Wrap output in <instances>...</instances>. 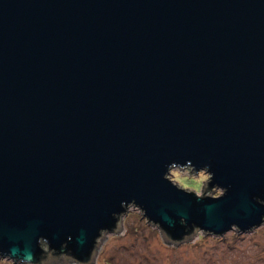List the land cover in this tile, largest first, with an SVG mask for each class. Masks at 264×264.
I'll list each match as a JSON object with an SVG mask.
<instances>
[{"label":"water","instance_id":"obj_1","mask_svg":"<svg viewBox=\"0 0 264 264\" xmlns=\"http://www.w3.org/2000/svg\"><path fill=\"white\" fill-rule=\"evenodd\" d=\"M130 205L178 243L264 222V0H0V257L92 264Z\"/></svg>","mask_w":264,"mask_h":264},{"label":"rangeland","instance_id":"obj_2","mask_svg":"<svg viewBox=\"0 0 264 264\" xmlns=\"http://www.w3.org/2000/svg\"><path fill=\"white\" fill-rule=\"evenodd\" d=\"M178 168L182 176L196 179L203 171ZM221 192L216 186L207 191L211 195ZM0 264L23 263L0 257ZM49 264L80 263L58 256ZM92 264H264V222L243 232L233 226L223 235L200 229L178 243L166 240L160 229L146 220L139 207L130 205L121 215L118 230L103 232L99 238Z\"/></svg>","mask_w":264,"mask_h":264},{"label":"clouds","instance_id":"obj_3","mask_svg":"<svg viewBox=\"0 0 264 264\" xmlns=\"http://www.w3.org/2000/svg\"><path fill=\"white\" fill-rule=\"evenodd\" d=\"M173 166L178 165L173 164ZM198 169H203V171L200 172L199 179L182 176L178 167L169 168L167 171V173L169 174L165 178L171 181L174 185H178L183 189H192L194 190L196 195H199V190L202 181L208 178L206 173L210 170V165L206 164ZM219 194L222 195L223 193L221 192Z\"/></svg>","mask_w":264,"mask_h":264}]
</instances>
